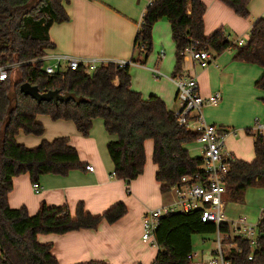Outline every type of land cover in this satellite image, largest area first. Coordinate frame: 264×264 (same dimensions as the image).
<instances>
[{"label": "trees", "instance_id": "16d2710c", "mask_svg": "<svg viewBox=\"0 0 264 264\" xmlns=\"http://www.w3.org/2000/svg\"><path fill=\"white\" fill-rule=\"evenodd\" d=\"M0 0V65L21 62L20 72L12 84V71L0 80V264H60L52 252L51 243L39 241L41 234H64L80 229H97L102 221L114 223L127 213V205L119 202L103 214L94 215L79 203L72 214L67 205L49 206L42 203L38 212L30 214L26 207L12 208L9 194L14 178L28 173L32 182L48 174L66 176L74 170H86L87 164L68 137L43 140L29 148L18 142L20 132L41 136L45 126L39 115L54 120L73 121L78 131L88 136L95 119L104 121L106 131L117 139L107 148L115 166V175L127 184L138 178L146 165V142L153 140V161L158 170L156 179L162 192L180 183L183 176L203 174L204 156H192L186 144L196 141L198 134L179 126L174 111L157 96L148 98L132 89L129 64L101 63L90 74L81 65L54 75L45 70L42 57L55 44L50 28L67 22L70 15L66 4L70 0ZM242 17L250 15L251 0H220ZM203 0H153L146 8L137 32L134 47L145 53L146 62L153 47V27L165 19L171 24L175 43L176 64L173 77L182 71L186 47L195 44L198 50L220 54L234 49V60L253 63L263 68L255 82L264 91V16L251 28L245 45H237L220 29L205 34ZM30 82L41 92L59 90L75 93L78 101H42L20 91V85ZM13 87V89H12ZM13 94V96H11ZM264 102V98H262ZM254 136L255 159L246 161L234 157L225 179L224 199L244 202L249 187H264V134L246 130ZM255 238L242 234L231 241L228 222L219 227L203 221L201 210L175 212L162 217L156 231L158 254L151 264H192L195 234L222 235L230 264H264V217L256 224ZM231 244V246H229ZM80 264H106L90 261Z\"/></svg>", "mask_w": 264, "mask_h": 264}, {"label": "crops", "instance_id": "0c3cea01", "mask_svg": "<svg viewBox=\"0 0 264 264\" xmlns=\"http://www.w3.org/2000/svg\"><path fill=\"white\" fill-rule=\"evenodd\" d=\"M152 1L70 0L66 4L70 20L55 23L50 28V37L55 47L48 49L42 57L45 67L55 62L57 54L96 59L99 63L132 61L129 64L132 89L140 92L145 98L151 95L161 97L167 107L176 114L180 108L176 85L168 77L156 78L154 72L157 69L172 76L161 68L163 60L167 57L173 59L174 67L170 71L174 72L176 48L170 22L162 19L154 25L153 47L145 63L142 62L145 53L134 47L145 10ZM203 1L206 5L205 34L210 36L222 29L237 45L240 38L249 36L257 19L264 16V0L250 1L248 17L236 14L220 0ZM234 53V49H228L220 54L212 53L213 59L206 68L201 67L191 57H186L178 76H195L203 97L216 92L222 94V101L218 105L205 106L203 112L210 123L230 132L225 142L226 151L233 158L252 161L255 159L254 136L247 134L246 130L257 132L254 130L256 123L258 121L264 123L262 101L264 91L255 86V82L263 74V68L257 64L234 60ZM66 69V62H63V71ZM38 120L45 126L44 134L37 136L20 132L17 136L18 142L34 148L43 140L51 141L66 136L77 148L81 160L87 167L86 170H74L66 176L53 174L42 176L39 181L41 185L39 193L35 192L28 173L16 176L9 194L10 206L26 207L29 213L34 215L42 203L49 206L67 205L74 214L78 204L83 202L86 210L99 215L117 203L124 202L128 211L114 223L104 220L97 229H80L64 234H41L38 237L39 241L52 244V252L60 264L90 261H102L106 264H151L159 248L157 252H152V246L149 248L150 245L141 239L143 217L150 209L146 210L142 205L137 206V201L143 197L146 190H152L153 182L145 181L143 177L146 174L143 173L130 184L116 177L115 166L107 145L109 141L117 139V136L106 131L101 118L94 120L88 136L82 135L75 123L70 120H52L41 115L38 116ZM186 147L192 156L203 155V148L196 141L186 144ZM194 150H200L201 154H196ZM89 165L94 166V171L88 170ZM155 168L158 170L156 164ZM158 183L161 193L159 192V196L156 194L157 205L160 207L175 201L173 190L162 192V184L159 181ZM244 199L243 203L225 199L226 222L229 223L232 234L237 233L236 227L250 225L248 222L258 223L263 216L264 187H249ZM137 207L139 210L135 212ZM235 208L241 209L246 215L231 220ZM216 247L212 250L207 264L215 256ZM227 248L225 247L226 253Z\"/></svg>", "mask_w": 264, "mask_h": 264}, {"label": "built area", "instance_id": "2783aa9c", "mask_svg": "<svg viewBox=\"0 0 264 264\" xmlns=\"http://www.w3.org/2000/svg\"><path fill=\"white\" fill-rule=\"evenodd\" d=\"M238 44L245 45V39L240 38ZM182 54L184 58L191 57L203 68L208 67L213 59L211 51L198 50L195 44L186 47ZM63 62H66L67 69L72 70L83 65L88 74L92 73L101 64L96 59H81L57 54L55 55V62L45 67L46 72L54 75L63 71ZM116 62L120 66H125L132 61L120 60ZM19 65H21V62L0 65V80L7 79L9 70ZM154 72L156 78L168 77L176 85L178 89L177 98L180 104V108L176 113L177 122L179 126L187 127L198 134L196 142L201 144L205 159L202 166L203 174L183 176L180 183L171 186L170 189L175 193V201L150 209L144 214L142 241L152 247H158L156 231L159 221L168 214L201 210L203 221L214 222L218 227L222 222H226L225 179L230 170L229 165L233 156L225 148L226 138L230 132L208 122L203 112L205 106L218 105L222 101V94L216 92L208 97H203L199 92V82L195 76L173 77L157 69ZM254 130L264 134V123L258 121ZM88 170L94 171V166L89 165ZM33 187L36 193L40 192V183L34 182ZM262 217H264V213ZM255 227L254 225L238 226L236 227L238 229L237 233H231V236L242 234L254 239L256 235ZM216 238V253L209 264H230L227 260L224 245H222L223 238L219 230L216 233ZM193 258L194 254H190L189 259L193 260Z\"/></svg>", "mask_w": 264, "mask_h": 264}, {"label": "rangeland", "instance_id": "374dc122", "mask_svg": "<svg viewBox=\"0 0 264 264\" xmlns=\"http://www.w3.org/2000/svg\"><path fill=\"white\" fill-rule=\"evenodd\" d=\"M244 39H245V44H246L247 41L249 40V36H245ZM212 53H214V52H212ZM172 61H173L172 57H167L166 59L163 60V65L161 66L162 70L164 72L168 73L169 75L172 74V72H173V71L172 72L170 71V69H172V67H174ZM11 77H12V84L14 85L16 83L17 79L20 77V72H19V70L17 68H15L12 71ZM12 89H13V87H12ZM11 96H13V94H11ZM177 105H179V104L177 103ZM204 112H205V109H204ZM41 117H47V118L49 117V118H51L49 115H41ZM206 119H207V117H206ZM52 120H54V119H52ZM194 152L196 154L197 153L201 154L200 150H198V151L194 150ZM146 154H147V163H146V167H145L144 172H143V174H146V175L143 178H144L145 181L151 180L153 182V185H152V190H149V191L146 190V193L143 195V197L139 201H137L138 202L137 206L142 205V207L146 208V210H147V209H154V208H158L159 207L157 205V203H158L157 195L160 192V190L158 188L159 187V183H158V181L155 178V172H157V170L155 168V164H154L153 158H152V156H153V140H151V139L148 140L147 143H146ZM135 210H136L135 212H137V210H139V207H137ZM240 215L245 216L246 214L241 209H236L235 208L233 210V218H231V220H235ZM248 223L250 225H256L257 224V223H250V222H248ZM216 239L217 238H216V234L215 233L214 234L213 233L195 234L193 236V244H194L193 245V254H194V258L192 260V264H207V260L212 255V250L215 248V246H217V243H215ZM233 239H234V236H231V241L232 242H233ZM229 246H231V244ZM149 248H151V246ZM151 251L152 252H157L158 251V247L157 248L152 247ZM195 254H196V256H195Z\"/></svg>", "mask_w": 264, "mask_h": 264}, {"label": "water", "instance_id": "95a60500", "mask_svg": "<svg viewBox=\"0 0 264 264\" xmlns=\"http://www.w3.org/2000/svg\"><path fill=\"white\" fill-rule=\"evenodd\" d=\"M36 0H33L31 4H33ZM20 91L26 95L31 96L36 99L38 102L42 101H50L53 100L55 102H68L69 100L78 101L79 98L75 93H61L59 90H49L45 92H41L39 87L36 85H32L30 82H24L20 85Z\"/></svg>", "mask_w": 264, "mask_h": 264}]
</instances>
